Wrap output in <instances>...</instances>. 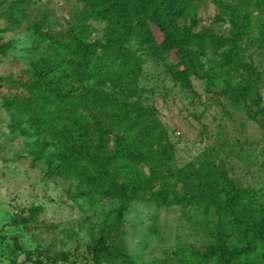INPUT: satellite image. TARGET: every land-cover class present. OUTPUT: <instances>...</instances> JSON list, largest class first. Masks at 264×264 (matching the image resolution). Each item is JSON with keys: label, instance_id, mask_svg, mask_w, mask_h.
<instances>
[{"label": "rangeland", "instance_id": "rangeland-1", "mask_svg": "<svg viewBox=\"0 0 264 264\" xmlns=\"http://www.w3.org/2000/svg\"><path fill=\"white\" fill-rule=\"evenodd\" d=\"M219 1L235 5L243 0ZM194 4L192 31L209 28L228 35L227 16L213 0ZM243 4L251 12V29L241 42L240 56L253 66L251 77L256 85L246 99L238 91V102H234L222 81L207 77V71L219 62L220 51L207 48L199 57L200 71L188 73L185 81L179 82L171 69L182 67L173 66V58L155 55L133 37L123 43L124 48L104 54L116 63L114 75L83 82L70 79L67 88L79 92L93 89L154 108L174 157L161 176L152 180V190L165 181L170 196L185 195L187 199L193 192L187 175L202 163L214 162L239 188L256 192L253 208L264 213V47L247 42L261 37L258 21L264 22V12L258 9L260 5L251 8ZM191 22L190 14L179 20L186 27ZM35 29L59 40L104 43L108 24L92 17L79 0H0V47L7 45L3 52L0 48V264H36L38 260L52 264L55 258V264H96L91 247L100 236L135 264H177L171 257L181 245L203 254L213 246L240 244L210 202L164 205L150 196V190H141L118 218L117 207L122 201L106 193L110 179L100 174L89 157H81L76 175L61 170L64 134L47 135L32 122L34 97L27 86L37 79L39 62L62 53L48 38L35 34ZM126 57L137 63V67L128 65L127 74V70H117ZM242 73L241 69L229 71L230 87L238 85ZM22 105L25 108H20ZM79 111L86 122L90 151H110L122 128H111L112 121L98 107ZM64 116L61 123L75 140L77 133ZM138 167L149 176L150 165ZM32 206L41 209L25 224L21 218ZM62 253L69 254L67 261L61 260ZM118 259L102 253L99 260L100 264H118Z\"/></svg>", "mask_w": 264, "mask_h": 264}, {"label": "trees", "instance_id": "trees-1", "mask_svg": "<svg viewBox=\"0 0 264 264\" xmlns=\"http://www.w3.org/2000/svg\"><path fill=\"white\" fill-rule=\"evenodd\" d=\"M88 7L92 17L104 20L108 24L104 43L87 42L81 38L57 39L42 35L35 29L34 33L48 38L57 45L62 53L52 59L43 60L37 65V79L29 86L28 92L34 97L32 104L35 115L31 119L37 128L47 135L64 134V152L59 154L61 170L66 174L76 175L80 172L79 162L82 156L89 157L97 166L101 175L110 179L106 193L118 197L122 203L117 207V216L121 218L128 203L138 196L141 190H150V196L164 205L183 201L210 202L218 213L227 221L228 228L240 240L232 247L213 246L203 254H198L186 245H181L171 261L177 264H264V213H256L253 208L256 192L239 188L227 174L214 162L202 163L191 171L187 178L192 181L193 192L189 198L167 193L165 181L152 190V180L161 176V170L173 160L174 149L166 138V132L156 117L154 108L125 100L104 96L96 90H72L68 87L70 79L79 82L93 77L114 75L113 60L106 57V52L113 48L121 49L123 43L136 38L147 45L155 55L173 58V66H181L178 71L171 69L176 81L184 82L185 76L198 73L201 69L200 56L207 48L220 51L219 62L207 77L219 80L227 86L230 99L238 102V91L243 99L255 92L253 66L240 56L243 51L241 42L249 35L251 12L244 8H256L264 12V0H243L235 5L213 0L226 14L230 26L228 35L217 34L209 28L192 31L195 24L194 2L207 0H79ZM194 4V5H193ZM192 17L186 27L179 24L183 17ZM259 39H248L249 44L264 47V22L258 21ZM7 45L0 48L3 49ZM98 52V50H100ZM137 67L135 60L126 57L117 65L118 71L127 70L128 65ZM242 70V78L236 87H230L229 71ZM129 70V69H128ZM128 70L125 74H127ZM98 107L112 121L116 128L120 126L123 133L115 134L114 146L110 151L91 152L87 145L86 122L80 108ZM20 108H25L23 105ZM69 121L76 131L74 140L71 131L61 123L62 117ZM103 132V129H101ZM79 141V146L76 142ZM150 165V174L146 176L138 164ZM131 175L126 181L127 176ZM122 181H118L119 179ZM39 206H32L21 221L28 224L40 211ZM105 253L112 259L119 258L118 264H135L131 257L107 243L100 236L91 247V255L96 264H100V254ZM68 253L61 254V260L67 261ZM57 259H51L55 264ZM36 264H45L36 261ZM149 264H159L151 262Z\"/></svg>", "mask_w": 264, "mask_h": 264}]
</instances>
